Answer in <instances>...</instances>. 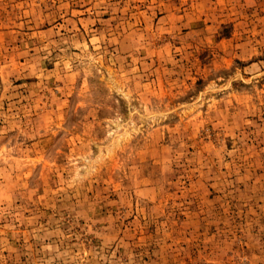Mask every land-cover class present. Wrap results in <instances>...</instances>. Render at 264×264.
<instances>
[{
	"label": "rangeland",
	"instance_id": "obj_1",
	"mask_svg": "<svg viewBox=\"0 0 264 264\" xmlns=\"http://www.w3.org/2000/svg\"><path fill=\"white\" fill-rule=\"evenodd\" d=\"M0 264H264V0H0Z\"/></svg>",
	"mask_w": 264,
	"mask_h": 264
}]
</instances>
